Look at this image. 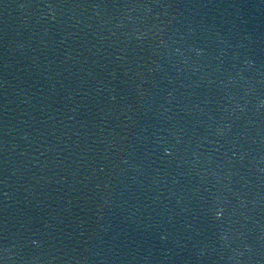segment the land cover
I'll return each mask as SVG.
<instances>
[{"label": "water", "instance_id": "1", "mask_svg": "<svg viewBox=\"0 0 264 264\" xmlns=\"http://www.w3.org/2000/svg\"><path fill=\"white\" fill-rule=\"evenodd\" d=\"M0 264H264V0H0Z\"/></svg>", "mask_w": 264, "mask_h": 264}, {"label": "clouds", "instance_id": "2", "mask_svg": "<svg viewBox=\"0 0 264 264\" xmlns=\"http://www.w3.org/2000/svg\"><path fill=\"white\" fill-rule=\"evenodd\" d=\"M217 215L219 216V215H220V213H219V212H217ZM33 243H35V241H33Z\"/></svg>", "mask_w": 264, "mask_h": 264}]
</instances>
